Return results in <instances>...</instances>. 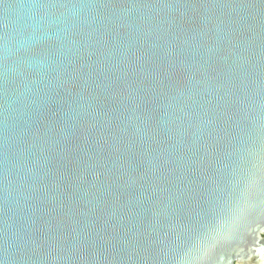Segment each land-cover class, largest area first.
<instances>
[{
	"label": "water",
	"instance_id": "95a60500",
	"mask_svg": "<svg viewBox=\"0 0 264 264\" xmlns=\"http://www.w3.org/2000/svg\"><path fill=\"white\" fill-rule=\"evenodd\" d=\"M0 264H264V0H0Z\"/></svg>",
	"mask_w": 264,
	"mask_h": 264
}]
</instances>
